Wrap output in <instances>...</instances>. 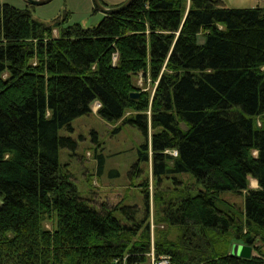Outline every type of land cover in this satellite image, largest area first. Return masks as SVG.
Instances as JSON below:
<instances>
[{
	"label": "trees",
	"instance_id": "obj_1",
	"mask_svg": "<svg viewBox=\"0 0 264 264\" xmlns=\"http://www.w3.org/2000/svg\"><path fill=\"white\" fill-rule=\"evenodd\" d=\"M28 5L0 4V264L144 261L148 224L96 206L58 160L73 145L59 128L94 101L103 119L143 132L138 160L150 150L154 179L182 184L154 193L156 221L179 230L175 239L156 231V254L171 264H264V6L133 0L83 26L67 13L39 20ZM139 73L156 81L151 95L136 86ZM224 191L243 192V206ZM236 243L252 254H232Z\"/></svg>",
	"mask_w": 264,
	"mask_h": 264
},
{
	"label": "rangeland",
	"instance_id": "obj_2",
	"mask_svg": "<svg viewBox=\"0 0 264 264\" xmlns=\"http://www.w3.org/2000/svg\"><path fill=\"white\" fill-rule=\"evenodd\" d=\"M100 1L106 6H115L125 0ZM2 3H9L18 8L26 6L24 0H0V4ZM222 3L227 7L235 8L264 6V0H222ZM93 7L91 0H50L41 5H28L33 17L39 20L50 21L55 17L59 19L67 13L66 23L79 22L83 26L94 25L102 17V13L94 11ZM53 35H57L56 29H53ZM135 84L140 91L147 90L151 95L156 81H152L148 74L142 76L139 73ZM95 103V101L91 103V112L71 120V129L59 128V136H69L73 141V145L59 147L60 165L70 174L71 180L81 194L89 198L96 206H100L101 203L107 207L116 205L114 212L117 217L125 222L135 218L136 222H141V229L147 223L150 245L155 240L156 231L165 234L167 238L175 239L179 235L175 225L156 221L160 203H156L154 193L158 190L174 195L176 192L172 191L173 186H181V182L173 183L172 178L164 177L154 179L150 150L148 149L147 161L138 160L139 150L145 141L143 132L137 126L122 122L121 119L113 122L103 119L96 113ZM179 177L182 178L183 184L191 187L193 177L188 174ZM176 178L178 179V176ZM145 183H147L149 204L147 219L144 216ZM221 196L235 202L236 205L244 204L243 192L224 191ZM127 207H135L137 211L127 215L121 210ZM236 248H238L237 251ZM240 248L238 243L233 244L232 254L238 255Z\"/></svg>",
	"mask_w": 264,
	"mask_h": 264
},
{
	"label": "water",
	"instance_id": "obj_3",
	"mask_svg": "<svg viewBox=\"0 0 264 264\" xmlns=\"http://www.w3.org/2000/svg\"><path fill=\"white\" fill-rule=\"evenodd\" d=\"M50 0H24L25 3L27 4H31V5H41V4H45L47 2H49ZM93 3V6L100 11L103 14H109V13H115L118 12L122 9H124L125 7H127L133 0H125L123 1L121 4L119 5H115V6H106L104 5L100 0H91ZM131 97H136L138 96V92L137 91H133L130 92L129 94ZM241 246L240 248V252L238 254V256H242V257H249L252 254V248L249 245L246 244H238ZM238 248H236L235 250L237 251ZM233 251V250H232ZM235 251V252H236ZM232 253V252H231ZM237 255V254H236Z\"/></svg>",
	"mask_w": 264,
	"mask_h": 264
},
{
	"label": "built area",
	"instance_id": "obj_4",
	"mask_svg": "<svg viewBox=\"0 0 264 264\" xmlns=\"http://www.w3.org/2000/svg\"><path fill=\"white\" fill-rule=\"evenodd\" d=\"M96 106L99 107V102L95 101ZM173 155H176V150H165ZM127 253L123 254L121 258L114 259V264H171L170 257L166 254H156L153 244L149 246V249L144 252V261L131 263L127 262Z\"/></svg>",
	"mask_w": 264,
	"mask_h": 264
},
{
	"label": "crops",
	"instance_id": "obj_5",
	"mask_svg": "<svg viewBox=\"0 0 264 264\" xmlns=\"http://www.w3.org/2000/svg\"><path fill=\"white\" fill-rule=\"evenodd\" d=\"M248 179H249V184H248L249 187L256 188L258 186L257 182H256V180L254 178L249 177Z\"/></svg>",
	"mask_w": 264,
	"mask_h": 264
}]
</instances>
